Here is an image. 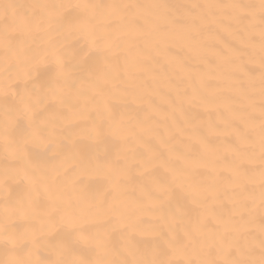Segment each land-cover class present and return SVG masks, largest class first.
<instances>
[{"label":"snow or ice","instance_id":"6c2138e0","mask_svg":"<svg viewBox=\"0 0 264 264\" xmlns=\"http://www.w3.org/2000/svg\"><path fill=\"white\" fill-rule=\"evenodd\" d=\"M0 264H264V0H0Z\"/></svg>","mask_w":264,"mask_h":264},{"label":"bare ground","instance_id":"6f19581e","mask_svg":"<svg viewBox=\"0 0 264 264\" xmlns=\"http://www.w3.org/2000/svg\"><path fill=\"white\" fill-rule=\"evenodd\" d=\"M142 2H150V0H142ZM169 2H183V3H220L230 2V0H169ZM233 37L225 31L217 32L216 28L207 30L203 36V47L199 53H191L186 49L183 42H176L170 45L169 51L159 58V63L153 65L149 69H144L145 78H153V87L158 91L152 97V101L159 106L160 110H168V102L175 99L177 91L183 92L187 90L191 92V83L189 81H180L175 76V69L179 61H186L194 71H200L206 67H213L215 62V54L222 50H226L229 45L233 44ZM201 57L204 59L202 60ZM163 65H167V71L162 69ZM138 71L140 69H137ZM218 81L211 80L214 86ZM188 107L187 105L185 106ZM203 116L208 119L209 115L200 109H196ZM215 120V114L211 117ZM228 137L222 136L220 140L226 142Z\"/></svg>","mask_w":264,"mask_h":264}]
</instances>
